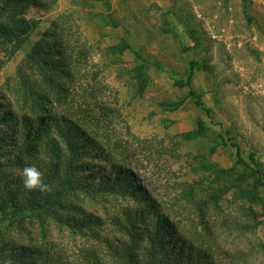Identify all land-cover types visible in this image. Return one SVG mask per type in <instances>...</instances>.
I'll use <instances>...</instances> for the list:
<instances>
[{
  "label": "rangeland",
  "instance_id": "1",
  "mask_svg": "<svg viewBox=\"0 0 264 264\" xmlns=\"http://www.w3.org/2000/svg\"><path fill=\"white\" fill-rule=\"evenodd\" d=\"M26 16L39 23L21 47L12 52L0 41V93L12 109L31 108L18 90L24 66L26 81L42 84L54 108L86 110L78 119L129 163L180 233L208 255L195 251L194 264H264V209L241 198L217 169L236 163L237 146L240 156L264 167V0H55ZM46 32L60 34L72 57V75L58 78L69 96L48 83L46 64L27 65ZM137 54L154 63L143 90ZM192 66L193 88L209 113L180 84ZM198 128L205 136L188 139ZM4 162L0 157L1 169ZM63 200L79 208L78 219L92 212L103 223L70 225L45 211L28 212L0 219V244L39 246L68 264H148L149 242L115 221L125 220L130 197L79 190Z\"/></svg>",
  "mask_w": 264,
  "mask_h": 264
},
{
  "label": "trees",
  "instance_id": "2",
  "mask_svg": "<svg viewBox=\"0 0 264 264\" xmlns=\"http://www.w3.org/2000/svg\"><path fill=\"white\" fill-rule=\"evenodd\" d=\"M54 1L0 0V41L11 45L12 52L21 47L39 23V19L27 17V11L31 7L48 10ZM58 35L60 37V34L46 32L44 43L38 44L28 55L27 65L32 62L46 64L50 69L48 83L60 88L58 94L66 97L70 92L61 87L58 78L61 75L65 78L72 75L69 66L72 57L66 53L65 45ZM198 42L195 36V43ZM125 47L118 46V50L123 52ZM136 59L134 71L143 90L149 79L146 69L154 63L140 54H137ZM192 64L200 66L198 62ZM23 68L19 69L22 84L18 90H22L25 106L30 105L29 112L17 113L12 109L9 98L0 93V157L5 161V168H0V219L45 211L65 219L70 225L71 221L76 224L88 222L100 225L103 220L92 212H83L78 219L73 211H80L79 208L66 204L63 198L79 190L91 195L116 193L128 196L134 202L124 213L125 220L118 218L115 221L133 239L149 242L151 257L148 264H177V260L194 264L195 251L198 258L207 257L204 250L195 248L180 233L176 222L165 213L161 203L151 194L143 178L130 168L129 163L116 159L90 127L78 119L77 115L86 110L80 109L76 115L74 108H54L52 94L38 81L27 82ZM193 71L192 66L186 80H181L180 84L190 87L191 95L198 98L200 106L209 113L200 99L201 95L193 88ZM57 99L60 106L63 103L62 96H57ZM205 133V128H198L186 133V136L188 139H196L205 136ZM237 154L238 159L234 165L229 168L219 166L218 172L228 177L230 185L237 189L241 198L264 209L263 164L254 156L249 161L244 159L240 156L239 146ZM26 163L35 164L43 172L45 182L52 186L50 192L28 191L23 187L19 173ZM7 167L19 168L21 172L12 174L7 171ZM215 197H219L218 192ZM62 210L65 212L61 213ZM56 259L48 254V250L44 252L39 246L11 245L8 241L0 244L2 264L9 260L11 264H68L62 259Z\"/></svg>",
  "mask_w": 264,
  "mask_h": 264
},
{
  "label": "clouds",
  "instance_id": "3",
  "mask_svg": "<svg viewBox=\"0 0 264 264\" xmlns=\"http://www.w3.org/2000/svg\"><path fill=\"white\" fill-rule=\"evenodd\" d=\"M20 175L23 187L28 191L46 193L52 190V186L45 182L43 172L35 164L26 163ZM5 264H11V261H6Z\"/></svg>",
  "mask_w": 264,
  "mask_h": 264
}]
</instances>
